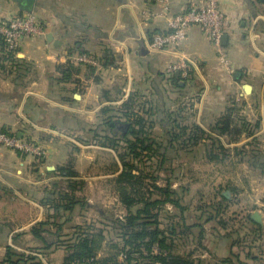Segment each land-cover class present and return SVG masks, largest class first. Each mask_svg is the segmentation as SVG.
I'll use <instances>...</instances> for the list:
<instances>
[{
  "label": "crops",
  "instance_id": "obj_1",
  "mask_svg": "<svg viewBox=\"0 0 264 264\" xmlns=\"http://www.w3.org/2000/svg\"><path fill=\"white\" fill-rule=\"evenodd\" d=\"M206 2L170 0L169 16ZM218 5L226 16L227 40H222V47L228 65L208 33L193 26L182 47L183 57L193 64L191 74L179 88L166 73L178 55L148 47L155 34L167 30L159 0H36L30 12L44 22L46 34L26 38L18 61L9 59L0 42V128L39 142L48 153L40 163L32 155L0 145V262L11 247L43 264H64L66 249L45 250L31 234L36 224L54 214L45 200L53 185L62 183L58 172L62 166L71 164L83 182L78 195L90 205L85 210L119 209L125 215L114 183L123 166L118 153L103 145L111 115L104 110L117 114L119 106L135 96L136 116L154 122V137L173 166L160 175L173 176V188L188 208L176 236L178 253L192 254L197 264H264V198L258 199V189L251 188L256 208L248 212L242 208L240 215L242 206L233 198L240 194L234 186L236 173L223 179L215 172L218 184L201 175L210 171L209 164L221 161L209 159L211 145L215 150L221 144L232 148L215 130L227 108L241 103V111L252 120L262 116L257 119L264 132V0H218ZM26 12L15 0H0V20ZM81 53L94 54L99 65L73 64L71 58ZM246 85L252 86L251 94L245 93ZM195 126L206 135L193 147L188 148L186 136H172V131ZM251 138L244 137L241 143ZM202 161L209 167L200 168ZM193 170L199 178L191 184L187 180L196 177ZM202 181L206 191L215 190L214 198L188 202L193 187ZM158 184L163 186L164 180ZM214 209L219 210L217 217ZM167 210L178 216L171 204ZM78 211L80 207L62 213L65 230L79 224ZM256 212L262 223L249 220Z\"/></svg>",
  "mask_w": 264,
  "mask_h": 264
},
{
  "label": "trees",
  "instance_id": "obj_2",
  "mask_svg": "<svg viewBox=\"0 0 264 264\" xmlns=\"http://www.w3.org/2000/svg\"><path fill=\"white\" fill-rule=\"evenodd\" d=\"M1 45L3 52H6L2 42ZM9 59L18 61V58L13 56ZM173 78L179 88L180 78L177 76ZM138 105L139 101L134 96L119 106L117 114H112L111 108L104 110L111 115L106 119L105 126L109 132L104 131L103 145L118 153L123 166L122 172L115 178L114 183L119 201L125 209V215L122 218L115 217L113 214H107L105 210L96 208L98 214L111 223L112 229L117 232V237L121 240V244L112 246L115 252L102 260L98 258V250L104 240L103 230L96 232L97 234L90 231L78 233L76 230L82 228L75 225L71 228L75 231L74 237H68L69 234H65V223L61 222L64 220L62 213L70 214L76 207L85 210L90 205L78 195L83 182L77 179L79 175L72 165L62 166L58 170L63 181L61 184L53 185L52 191L45 200L46 204L54 210V214L48 221L36 224L31 234L34 241L45 250L65 248L67 254L64 264H197L192 254L182 255L177 251L178 228L188 208L184 207L179 193L173 188V176L164 178L160 175L162 172L172 170L167 168L172 164L168 162L166 152L163 151L165 147L154 137V122L136 116L134 110ZM235 111L234 106L227 108L215 124V130L223 136H229L233 132H238L239 136L253 135L248 133L245 124L242 128L237 127ZM175 131L171 132L173 138L186 136L188 148L197 145L206 135L196 126L190 129L183 127L180 133ZM215 146V144L211 145L210 160L224 161L229 157L227 148L223 144L219 145L217 151ZM172 147L175 148L174 145ZM258 158L259 156L252 158V162L264 173V164L258 165L255 162ZM161 180H164L163 186L158 184ZM168 204L174 207L178 216L177 213L172 216L167 210ZM214 210L213 214L217 217L219 210ZM177 217H179L178 221ZM248 218L252 221L250 216ZM189 230L188 226L185 227L187 233ZM66 237L67 240H65ZM0 264H43V262L8 247L6 257Z\"/></svg>",
  "mask_w": 264,
  "mask_h": 264
},
{
  "label": "built area",
  "instance_id": "obj_3",
  "mask_svg": "<svg viewBox=\"0 0 264 264\" xmlns=\"http://www.w3.org/2000/svg\"><path fill=\"white\" fill-rule=\"evenodd\" d=\"M159 1L163 7L162 15L167 17V30L155 34L148 42V47L152 52L169 51L178 55V59L166 68L169 77L177 76L182 82L190 77L193 64L183 57L182 47L188 30L193 26H200L208 33L222 62L228 65V58L222 47L226 16L220 9L218 0H207L204 6H193L174 16H169L170 0ZM46 31L44 22L33 12L0 20V42L4 44L8 57L17 58L22 42L26 38L45 35ZM71 61L76 65L91 67H97L100 63L99 59L90 53L78 54L72 57ZM0 145L21 154L32 155L40 163H43L48 155L47 150L39 142L23 139L2 128H0Z\"/></svg>",
  "mask_w": 264,
  "mask_h": 264
},
{
  "label": "rangeland",
  "instance_id": "obj_4",
  "mask_svg": "<svg viewBox=\"0 0 264 264\" xmlns=\"http://www.w3.org/2000/svg\"><path fill=\"white\" fill-rule=\"evenodd\" d=\"M241 103H237L234 107H236L235 111V121L238 124V128H242V125H246V128L248 129V133H252L251 139L248 143H241L244 137H247L248 135L242 134L239 136L238 132H233L229 136H223L224 141H226V144L229 145L232 148H227V154H229V158L227 157L224 161L217 162L216 164H209L211 165L210 167L208 165H205L206 162L204 163L203 161L200 162L197 165H201L200 168L209 167L208 173L205 171L203 176L205 179L207 178L208 180H215V183H217V174L218 178L224 179V176L228 174L229 172L236 173L235 180L236 184L234 186L235 189H237L240 192L237 197H233L235 200H238L240 202V207L238 209V214L242 215L243 210L245 212L248 211H253L256 207L254 206V196H253V191H252V186L255 185V188L258 189L257 191V196L258 199H263L264 198V176L262 169L259 166H254L252 162V158H255L256 156H259L258 159H255V162L259 165L264 164V132L262 128L258 127V122L260 119H262V116H256L254 117L255 119L252 120V117L250 118L249 116L245 115V112H242L241 110ZM260 118V119H257ZM239 142L241 144H239ZM238 144L237 147H233L232 145ZM220 152V151H219ZM222 152V151H221ZM198 163V162H197ZM150 166V164H148ZM216 167V168H215ZM253 167V171L250 172V168ZM215 168V169H214ZM232 170V171H231ZM194 171V170H193ZM212 171V172H211ZM250 172V173H249ZM195 173V178L191 176L188 178L191 184L192 182L196 179L199 178V172L194 171ZM202 178V177H201ZM218 184V183H217ZM64 186H66L65 183H63ZM258 186V188H257ZM249 189V192L244 189ZM203 190V191H202ZM209 193V194H206ZM215 190L212 191V189L206 191V189L203 187V181L193 187L192 193L187 197V201H195V202H205V200H212L214 198V193ZM228 192V191H226ZM219 193V192H218ZM231 193H229L230 196ZM213 197H212V196ZM82 197V195H81ZM206 197V198H205ZM257 206V205H255ZM101 210H105L103 208L98 207ZM258 209V208H257ZM106 211V210H105ZM121 210L115 209L114 211L111 210L110 212H107V214H113V216H123L124 213L120 212ZM215 211V210H214ZM97 210H81L78 211L80 219L76 222H78V226H80L82 229L81 230H76V232H93V234H97L96 232L103 230L104 231V240L102 244L99 247L98 250V258L99 260H102L103 258L109 256L112 254V252H115L112 250V246L114 244H121L120 238L117 236V232L112 229L111 223L105 221L102 217H100L98 214ZM77 225V224H76ZM90 228V229H89ZM70 229V228H69ZM65 234H69L68 237H74L75 236V231L74 229L72 231L66 230ZM68 238L66 237L65 240ZM65 249V248H64ZM114 254V253H113Z\"/></svg>",
  "mask_w": 264,
  "mask_h": 264
},
{
  "label": "water",
  "instance_id": "obj_5",
  "mask_svg": "<svg viewBox=\"0 0 264 264\" xmlns=\"http://www.w3.org/2000/svg\"><path fill=\"white\" fill-rule=\"evenodd\" d=\"M15 1L19 4V6L22 10L30 12L32 10V8L34 7L36 0H15ZM50 40L53 41V36H51ZM222 40H223V43H225V41L227 40V36L224 35ZM244 91L246 94H251L252 86L246 85L244 87ZM123 127L125 128V126H123ZM224 196L229 198V192H225ZM251 218L257 223H262V217L258 212L254 213L251 216Z\"/></svg>",
  "mask_w": 264,
  "mask_h": 264
}]
</instances>
